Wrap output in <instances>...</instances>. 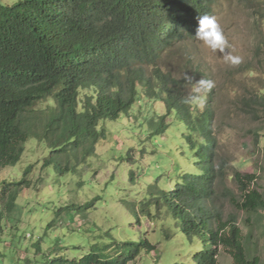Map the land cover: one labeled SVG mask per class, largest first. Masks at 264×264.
I'll use <instances>...</instances> for the list:
<instances>
[{
	"label": "trees",
	"instance_id": "trees-1",
	"mask_svg": "<svg viewBox=\"0 0 264 264\" xmlns=\"http://www.w3.org/2000/svg\"><path fill=\"white\" fill-rule=\"evenodd\" d=\"M212 6L213 0H0V171L20 161L30 137L44 141L51 155L75 152L83 160L104 138L102 121L117 120L140 98L152 100L165 113L151 125V135L166 130L164 121L172 112L185 126L186 167L180 168L169 195L173 214L194 246L192 264H217L221 249L233 264H261L234 222L213 228L211 216L193 209L224 174L216 163L213 112L184 102L193 95L188 91L194 88V74H187L194 78L189 82L185 74L161 65L175 44L196 39L197 17L212 15ZM249 106L264 110V89L253 92ZM51 163L47 159L43 167ZM55 168L59 174L71 170L68 163ZM30 169L19 182L0 180V231L19 193L31 186ZM256 178L254 173L233 174L239 199L232 203L245 214L264 211ZM155 249L140 239L80 258L48 254L43 264H131ZM39 251L35 244V254Z\"/></svg>",
	"mask_w": 264,
	"mask_h": 264
},
{
	"label": "rangeland",
	"instance_id": "rangeland-1",
	"mask_svg": "<svg viewBox=\"0 0 264 264\" xmlns=\"http://www.w3.org/2000/svg\"><path fill=\"white\" fill-rule=\"evenodd\" d=\"M212 12L241 62H225L223 53L196 38L175 44L161 65L180 76L194 74V86L201 78L214 81L211 91L188 93L197 96L194 102L200 109L213 112L216 163L224 174L193 209L211 216L213 228L218 222H234L245 246L264 264V211L245 214L232 203L239 199L235 171L254 173L264 196V110L249 106L253 92L264 89V0H213ZM164 113L158 103L140 98L117 120L100 123L104 138L83 160L75 152L51 155L44 141L28 138L20 161L0 171L1 181L19 182L31 167L30 188L19 193L13 211L1 221L0 264H25L20 258L24 255L31 260L26 264H35L33 259L43 264L48 254L80 258L104 246L140 239L156 249L131 264H192L194 246L182 232L181 218L173 214L169 195L180 168L186 167L185 126L172 112L164 121L166 130L151 135V125ZM50 158L53 163L43 167ZM56 163H68L71 170L59 174ZM217 261L233 264L222 249Z\"/></svg>",
	"mask_w": 264,
	"mask_h": 264
},
{
	"label": "clouds",
	"instance_id": "clouds-1",
	"mask_svg": "<svg viewBox=\"0 0 264 264\" xmlns=\"http://www.w3.org/2000/svg\"><path fill=\"white\" fill-rule=\"evenodd\" d=\"M198 27L196 29L195 37L202 41L213 52L219 51L223 53L225 62L232 65H237L241 62L242 57L239 55H233V46L229 43L228 38L225 36L223 29L217 21L215 16L203 15L197 17ZM228 50L227 52L225 50ZM189 82L193 81V77L185 76ZM215 87L213 80L201 78L195 81L193 88L194 93H199L202 90L211 91ZM197 99L196 95H191L185 98V103H189Z\"/></svg>",
	"mask_w": 264,
	"mask_h": 264
}]
</instances>
